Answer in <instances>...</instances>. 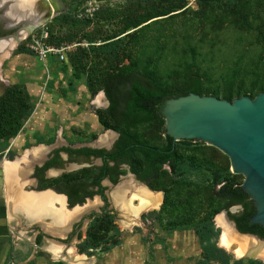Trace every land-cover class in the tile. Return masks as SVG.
I'll list each match as a JSON object with an SVG mask.
<instances>
[{
    "label": "rangeland",
    "instance_id": "obj_1",
    "mask_svg": "<svg viewBox=\"0 0 264 264\" xmlns=\"http://www.w3.org/2000/svg\"><path fill=\"white\" fill-rule=\"evenodd\" d=\"M53 1L57 9L55 15L33 31L41 33L48 28L57 33L61 27L68 34L67 43L76 44L69 57L79 44L88 45L85 36L96 38L89 44V70L102 69L107 58L116 53V63L135 60L143 66L153 62L168 81L180 76L183 68L198 71L206 76V88L212 85L219 90L218 97H222L224 90H230L233 99L243 96L244 92L255 88L257 75L264 88V0H246L251 25L245 28L229 24L221 17L233 6L238 9L233 4L237 0H209L208 16L202 14L199 0H185L184 8L130 28L123 34H120L124 24L121 17L92 23L75 17L91 14L101 5L115 6L126 0H56L59 9ZM27 37L12 50L0 70L3 88L19 83L31 93L36 104L34 117L11 140L10 151L0 157L5 163L16 159L15 164L23 171V190L24 187L34 189V180L29 178L26 166L48 150V145L58 135L73 144L95 142L108 130L118 132L103 126L93 128L88 117L83 122V115L107 108L104 94L100 91L91 96L86 75L76 72L70 62L49 57L48 63L33 52H22L19 48L26 46ZM106 38L111 39L105 41ZM260 90L257 89L258 94ZM100 94L103 97L99 101ZM206 145L199 140L179 142L183 158L193 155L201 167L190 169L187 174L183 172L184 181L170 192L173 200L170 206L161 205L163 193L160 192L161 196L152 206L141 208L139 197L129 199L132 189L128 188L124 194L129 203L122 207L113 196L117 187L112 186L108 190L111 209L107 212L94 214L83 223L76 222L75 218L58 223L51 215L31 220L0 190V264H199L203 257L202 244L193 227L198 228L206 220H211L217 233L215 241L228 252L231 264L250 258L264 264L262 258L239 255L234 248L224 245L225 228L217 220L222 209L216 210L224 201L210 200V191L225 178L219 179L217 169L208 164L209 156L201 149ZM167 165L172 177L180 176L172 172L171 163ZM87 167L90 166L51 179L57 181L67 173ZM129 172L135 174L131 168ZM2 174L0 172V177ZM126 174L128 170L122 176ZM240 175L238 180L243 183L244 176ZM130 178L138 183L134 176H128L120 179L118 185ZM102 204L101 198L96 196L80 205L81 212ZM191 206L192 214L188 211ZM119 241L117 247L105 251Z\"/></svg>",
    "mask_w": 264,
    "mask_h": 264
},
{
    "label": "trees",
    "instance_id": "obj_2",
    "mask_svg": "<svg viewBox=\"0 0 264 264\" xmlns=\"http://www.w3.org/2000/svg\"><path fill=\"white\" fill-rule=\"evenodd\" d=\"M199 1L202 14L208 16L209 0ZM237 1L233 4H236L238 9H235V6L231 7L230 11L221 15L222 20L237 27H249L251 25L250 10L245 3L246 0ZM185 5V0H126L115 6L101 5L91 14H78V18H75L92 23L121 17L124 24L120 34H123L130 28L138 27L154 18L167 16L184 8ZM49 31V42L56 45L67 43L68 34L61 27L57 33L53 29ZM85 38L88 40V45L80 42L75 52L70 57L68 55L69 62L76 72L86 75L87 87L92 96L104 91L109 104L106 109H97L95 112L104 128L118 131L120 136L111 150L93 147L57 149L55 158L38 168V175L40 171L44 172L61 161V159L57 161L60 151L102 157L103 164L67 173L65 178L57 181L45 179L40 175L41 180L47 182L40 185L38 189L53 186L57 191L66 193L69 197V207H74L78 203L83 204L87 197L95 195L102 196L104 201L108 202L105 193L107 188L102 184L103 179L109 178L114 184L118 183L120 176L127 170L123 165H128L138 179L147 182L154 190H163L165 192L163 205L170 206L173 204L170 192L173 187L184 181L181 179L183 172L187 174L190 169H198L201 165L198 158L195 159L193 155L183 158L182 151L178 147L179 142L190 140H181L174 145L173 138L165 135V118L161 115L163 102L190 92L217 96L220 93L219 90L212 85L206 88V76L191 68H183L180 76L168 81L161 76L159 68L153 62H147L143 66L135 60L116 63L115 61L118 60L116 53L107 58L102 69L89 70L87 68L88 50H91L89 44L94 43L96 38L90 36H85ZM109 39L111 38H106L105 41ZM19 49L24 53H32L24 44ZM260 85L261 78L257 75L255 88L244 92V95L255 97L258 94L257 89L261 88L260 91H264ZM222 97L234 100L230 90H224ZM35 108L36 104L32 100L31 93L19 83L9 85L0 95V157L10 149L11 140L20 134ZM201 149L209 156L207 162L210 167L217 169L219 179L225 178L219 189L213 187L210 191V200L224 201V204L216 210L226 209L239 231L264 238V226L251 222L256 208L250 196L241 188L242 182L238 180L241 175L230 171L229 157L214 146L206 145ZM168 163L172 165V172L176 171L180 176L174 178L168 169H164ZM204 163L203 160L202 164ZM234 204L242 205V210L238 213L230 212L229 207ZM192 209L191 206L188 210L190 214L193 213ZM195 227L193 228L202 244L203 255L198 263L231 264L228 252L218 247L215 241L214 237L217 233L211 220L202 221L198 228ZM120 243L119 241L111 245L105 251H111ZM232 264H260V262L250 258L237 260Z\"/></svg>",
    "mask_w": 264,
    "mask_h": 264
},
{
    "label": "water",
    "instance_id": "obj_3",
    "mask_svg": "<svg viewBox=\"0 0 264 264\" xmlns=\"http://www.w3.org/2000/svg\"><path fill=\"white\" fill-rule=\"evenodd\" d=\"M46 6L44 14L33 10L25 0H0V18L7 19L9 26H14L8 32L13 35L18 27L22 25L23 38L28 35L38 26L44 24L48 19L54 16V7L51 0H39ZM15 30V31H14ZM21 38L16 42V45L23 39ZM3 40V39H2ZM0 42V53L5 54L10 46V40H3ZM9 51L6 53L4 60L11 54ZM6 90L0 92L2 95ZM161 115L165 118V135H170L173 138V143L176 145L180 140H199L214 146L225 153L231 162V170L235 174H242L244 181L241 188L250 196L256 208L255 214L251 218L253 224H260L264 226V91L257 94L255 97L250 95H243L228 100L227 98L218 97L212 94H198L190 92L186 95L172 97L163 102L161 108ZM119 132L106 131L99 136L95 142L92 143H73L65 142L61 135H58L54 142L48 145L46 150L41 155L34 158H44L45 154L50 152L56 147L61 146H97L105 147L107 150L113 148L114 143L119 138ZM16 160V159H15ZM10 161V162H14ZM101 158L91 159L90 161H71L65 160V169L56 172L51 178L58 174L75 171L85 166H99L101 165ZM41 161V159H40ZM37 162V161H34ZM4 161H0V167ZM33 160L26 166V172H31ZM128 170V174L121 175L120 179L128 176H134L129 172V166L124 165ZM170 168L167 164L164 169ZM119 179V180H120ZM138 183L143 182L136 179ZM118 183L114 184L109 179H104L103 184L107 188L106 195L108 202H103L102 205H95L93 208L87 209L76 215L75 221L83 223L94 214H101L111 209L108 191L112 186L115 188ZM221 184H216L215 188L219 189ZM28 192H44L55 191L52 188L42 190H28ZM64 196H66L64 194ZM99 196V195H97ZM90 199V198H89ZM88 199V200H89ZM82 204H76L80 206ZM241 206L232 207L233 212L241 211ZM217 220L223 227L230 231L234 236L243 241L250 249L264 255V238L252 233H243L239 231L234 220H232L226 209H222L221 213L217 214ZM255 257L252 255H247Z\"/></svg>",
    "mask_w": 264,
    "mask_h": 264
},
{
    "label": "bare ground",
    "instance_id": "obj_4",
    "mask_svg": "<svg viewBox=\"0 0 264 264\" xmlns=\"http://www.w3.org/2000/svg\"><path fill=\"white\" fill-rule=\"evenodd\" d=\"M26 3L35 11L44 14L46 9H42L46 5L39 0H25ZM102 1V0H96ZM55 2V0L53 1ZM57 9L54 7V15ZM3 85L0 82V92L3 91ZM103 97L102 94L97 98L98 100ZM100 101V100H99ZM102 101V100H101ZM38 152L35 150L34 154ZM31 157V156H30ZM5 163V162H4ZM4 165V164H3ZM1 165L0 172L3 174L0 177V190L3 193L8 194L14 201L15 207L18 210L25 212L28 218L31 220H36L43 218L44 216H53L58 223H64L66 220H73L77 214L81 212L82 207L76 206L73 209H67L65 204V196L58 194L54 191L48 190L44 192H28L22 188V178L23 171L17 167L13 162L6 161L5 165ZM143 186V185H142ZM141 184L136 183L133 179H128L122 184L116 186L117 189L114 191L113 196L116 203L120 204L122 207L126 206L129 201L125 200V191L128 188L132 189V195L129 199L133 197H139L141 208L152 206L155 201L161 196L160 192H153L142 187ZM135 188V189H133ZM128 199V200H129ZM92 201V200H91ZM48 226V225H47ZM67 227V226H66ZM54 230V229H53ZM59 230V229H58ZM60 234V233H58ZM223 242L225 246H230L232 249L236 250L237 254L243 255H254L255 257L262 258L264 260V255L260 254L252 249H250L243 241L234 236L230 231L225 229V234L223 235ZM224 246V247H225ZM227 248V247H226ZM228 249V248H227ZM230 250V249H229ZM234 252V250H233Z\"/></svg>",
    "mask_w": 264,
    "mask_h": 264
},
{
    "label": "flooded vegetation",
    "instance_id": "obj_5",
    "mask_svg": "<svg viewBox=\"0 0 264 264\" xmlns=\"http://www.w3.org/2000/svg\"><path fill=\"white\" fill-rule=\"evenodd\" d=\"M55 4H56L57 8L59 9L60 7L57 4L56 0H55ZM8 23H9V21L7 19H4L2 17L0 18V42H1L2 39L3 40H10V42H11L10 46L5 51L6 53H8L9 51L11 52V49L14 47V45H16V42H18V40H20L21 38H23L24 33H25V32H22V30H23L22 29V25H20V26H15V27H18L16 31L14 30L15 31L14 33L15 34H13V35L9 34L8 32H10V30L13 29L14 26H9ZM30 33H27V34L29 35ZM6 53L5 54H1L0 53V70L3 68L4 58H5ZM62 147H72V146H68V145H65L64 146L63 145L60 148H62ZM81 147L105 148L104 146L103 147L102 146L101 147H97V146H89V145L81 146ZM81 147H77V148H81ZM72 148H75V147H72ZM57 149H59V147H56L53 150H51L50 152H48L47 154H45V157L43 159L40 158V157L37 158V159H35V160L32 159L33 160V164H32V168L30 169L31 172H29V176H30L29 178L32 179V180H34V185H33L34 186V189H29V190H42V189H38L39 186L42 185V184H45L47 181H42L40 175H42L45 179H51L52 175H54L56 172L65 169V166H66L65 165V160L82 162V161H90L91 159H99V158H101L102 159L101 160V165L103 164V158L102 157H96L94 155L85 156V155H79V154H70L67 151H60V153H59L60 156H59V159L57 161H59L60 159H61V161H59L57 163V165H54V166H51V167L47 168L44 172H41L40 171V175H38L39 174V173L37 174L38 168L44 166L48 161L54 159L55 156H56L55 151ZM28 157L31 158L30 157V154H28ZM40 159H41V161H40ZM34 161H37V162H34ZM111 164H113V163H111ZM123 167H124V165H123ZM135 178L138 179V177L136 176V174H135ZM105 179H109V178H105ZM138 180L141 181V182H143L144 183L143 186H145L149 190H151L153 192H162L163 193V201H162L161 205H163L164 198H165V192L163 190H154V189H152L149 186V184L147 182L142 181L140 179H138ZM109 181L112 182L110 179H109ZM102 184H103V181H102ZM47 188H52L55 191H57L55 189V187H53V186L52 187L50 186V187H47ZM47 188H45V189H47ZM95 189H97V187H95ZM106 191H105V193H106ZM57 192H59V191H57ZM59 193H63V192H59ZM63 194H65L67 196L66 203H68V206H69V197H68V195L66 193H63ZM95 196H97V195H95ZM94 197H87L86 201H88L89 198H94ZM100 197L104 201L103 197L102 196H100ZM65 200H66V198H65ZM104 202H106V201H104ZM78 204H80V203H78ZM234 206H241L240 209L242 210V205H240V204H234V205H232V206L229 207L230 212H232V213H238V212H233L232 211V207H234Z\"/></svg>",
    "mask_w": 264,
    "mask_h": 264
},
{
    "label": "built area",
    "instance_id": "obj_6",
    "mask_svg": "<svg viewBox=\"0 0 264 264\" xmlns=\"http://www.w3.org/2000/svg\"><path fill=\"white\" fill-rule=\"evenodd\" d=\"M50 31L48 28L42 30L41 33L32 31L27 39L26 47L36 54L41 60L47 61L49 57L52 59L57 57L62 61L68 59L70 51H72L76 44L64 43L56 45L49 42Z\"/></svg>",
    "mask_w": 264,
    "mask_h": 264
},
{
    "label": "crops",
    "instance_id": "obj_7",
    "mask_svg": "<svg viewBox=\"0 0 264 264\" xmlns=\"http://www.w3.org/2000/svg\"><path fill=\"white\" fill-rule=\"evenodd\" d=\"M47 62L49 63V60H47ZM64 62H69V58L66 60V61H64ZM90 92V91H89ZM102 93L104 94V97L106 98V102H107V106H108V104H109V102H108V100H107V97H106V95H105V93H104V91H102ZM91 94V93H90ZM92 96V95H91ZM78 111V110H77ZM34 114V113H33ZM32 114V116L34 117V115ZM31 116V117H32ZM30 117V118H31ZM85 117H88L89 119L91 118V121H92V125H93V128H95V127H100V126H103L101 123H100V121H99V119H98V116H97V114H96V112H95V114L94 113H92V114H90V115H88V116H86V115H83L82 116V118L81 119H83V122H84V120L85 119H87V118H85ZM29 118V119H30ZM85 118V119H84ZM28 119V120H29ZM26 124V123H25ZM25 126V125H24ZM21 133V132H20ZM24 189H25V187H24ZM63 196H64V194L63 193H61ZM96 197V196H95ZM94 197V198H95ZM100 197V196H99ZM65 198H66V201H67V196H65ZM91 199V198H90ZM67 205H68V203H67Z\"/></svg>",
    "mask_w": 264,
    "mask_h": 264
}]
</instances>
